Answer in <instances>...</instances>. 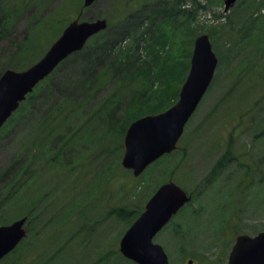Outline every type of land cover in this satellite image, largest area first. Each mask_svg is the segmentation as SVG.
Wrapping results in <instances>:
<instances>
[{"label":"rangeland","instance_id":"374dc122","mask_svg":"<svg viewBox=\"0 0 264 264\" xmlns=\"http://www.w3.org/2000/svg\"><path fill=\"white\" fill-rule=\"evenodd\" d=\"M73 1L0 0L16 11L10 29L0 37V65L7 60L20 65L14 69H24L45 52L47 37L58 33L57 38L72 20L104 18L108 27L97 40L127 51L129 66L157 60L155 69L163 64L155 53L166 49L167 65L173 60L176 70L166 81L148 80L133 69L125 80L115 70L101 81L92 74L85 77L83 55L77 52L53 70L30 112H20L0 131V216L3 224L22 216L29 222L26 237L1 264H131L119 252L128 221L111 210L142 209L152 192L169 181L191 194V200L156 234L154 243L163 248L169 264H227L237 234L253 236L264 230V0H237L226 13L223 0H196L200 7L192 0H171L179 14L163 22L160 13L148 20L153 19L148 16L152 10L171 7L157 5V0H96L86 8H76ZM62 4V11H55ZM49 20L62 25L46 28L37 23ZM171 32L168 47L154 41ZM201 33L208 34L218 58L212 83L176 150L133 177L120 164L121 128L129 119L125 109L149 90L138 107L152 114L162 111L153 108L168 91L166 102L172 101L188 72L194 38ZM27 35L31 50L38 48L32 42L45 44L41 55L22 52ZM91 48L101 51L100 45ZM108 55L94 59V73L108 71ZM58 105H65L64 110ZM51 108L57 113L54 128L44 137L43 128L51 123L41 120ZM57 133L62 135L55 138ZM22 160L25 173L6 187ZM9 194L15 201L12 207Z\"/></svg>","mask_w":264,"mask_h":264},{"label":"water","instance_id":"95a60500","mask_svg":"<svg viewBox=\"0 0 264 264\" xmlns=\"http://www.w3.org/2000/svg\"><path fill=\"white\" fill-rule=\"evenodd\" d=\"M95 0H83L90 6ZM224 12L236 0H223ZM107 27L105 19L71 21L43 56L23 71L5 70L0 75V128L32 89L71 53L83 48L93 35ZM217 58L206 34L194 39L188 74L178 99L167 110L142 116L127 128L123 139L121 166L137 177L152 162L172 152L184 126L206 92L216 68ZM190 199L173 182L160 185L147 200L144 210L128 227L119 241L121 255L136 264H168L162 247L153 237ZM26 218L0 225V259L25 237ZM192 264V261H188ZM227 264H264V230L254 236H235Z\"/></svg>","mask_w":264,"mask_h":264},{"label":"trees","instance_id":"16d2710c","mask_svg":"<svg viewBox=\"0 0 264 264\" xmlns=\"http://www.w3.org/2000/svg\"><path fill=\"white\" fill-rule=\"evenodd\" d=\"M175 1H178V0H175ZM192 2L194 4H196L197 7H200V5L198 3H196V0H192ZM72 3H74V5L76 6V8H81L82 7L81 0H74ZM158 4L159 5L160 4H162V5H169L170 4L171 7H169V8H167V7H161V8H159V11L152 10V12L148 14V16L151 17V18H153V19H148L149 22L154 21L157 18V15L159 13H160V16H162V22L163 21H166V19H168L169 17H173L174 15H176V14L178 15L179 14L178 11L175 12L174 10H172V5L174 4V2H172L171 0H157V5ZM64 5L65 4L60 5L55 11H62ZM15 12L16 11H15V8L14 7L13 8H11V6L6 7L4 4H0V37L5 33V31H7V30L10 29V26L9 25L12 24V20H13V18L15 16ZM52 16H54V19H56L58 17V14H55L53 12L51 14V18H52ZM49 21H51V20H49ZM49 21H38L37 23L40 22L39 24L42 25L43 27H46V28H47L48 25H53L54 27H56V26H58L60 24V22L57 23V21H54V20L51 21V24H49ZM47 22H48V24H47ZM161 24H163V23H159L157 25V27L159 25H161ZM61 25H62V23L60 24V26ZM60 26L58 28V31L60 30ZM249 27H251V26H248L247 28H249ZM43 31H46V30L43 29ZM49 33H51V31L48 32V34ZM57 34L56 33L55 34L52 33L50 36L47 37V39L49 38L48 44L50 42H52V40L57 36ZM171 35H172V32L170 33V35L165 34V33H161V36L158 37L157 39H155L154 41L159 42L160 43V47H163V46L168 47L169 45H171V43H170V40L172 39ZM37 38H36V40H37ZM97 38H98V35L92 37L91 39L95 40L92 43V45L91 46L90 45H86L81 51L77 52V53H82V55H83L82 56V59H83V62L85 64L84 65V68H83V72H84L85 77L88 76V75H90V74H92V76H93L94 79H97V80L100 79L101 81H103L105 75H107V74L112 75V73L114 74V71L116 70L115 73L116 74L118 73L119 75H121L122 76L121 79L125 80V79H127L129 77L128 72L129 71H132V69H133L134 71H132V72L135 73V74H137L138 72H141L144 75L146 74L147 75V78L146 79H148V80L149 79L150 80H155V78H157L159 80L162 79V80H165L166 81L169 77L173 79L174 72H175L176 68L174 70V68L171 67L172 63L174 62L173 60H170L171 62L169 61L168 65H167V60L169 59V57H168V55L165 52L166 49L162 53H159V51H157V53H155V58L156 59H161L162 62H163L162 65H160L159 67H157L155 69H154V65H155V62L157 60L156 61L152 60V63L151 64H147L146 62H142L141 61V64H139L137 67L134 66V65H132V64L129 66L128 65L129 60H128V57L126 56L127 51H124L121 48L115 50L114 47H113V45H111L110 43H109L110 46H106L105 47V44H107L108 41L103 40L102 42H100V41L97 40ZM40 41H39L38 44H35L34 42H32V45L33 46L38 47L35 51H33V50H31L29 48V36L28 35L25 36V38L23 40V44H22V48H23L22 52L24 53L26 51H30L31 54H34V53L39 52V55H41L42 52H43V49H44V45L45 44L41 45L40 44ZM256 41H259V40L257 39ZM15 42L16 41H13L12 42V45H13V43L15 44ZM98 42L102 43L103 45L102 44H99ZM98 45H100V47H101V51L100 52H97V51H95V49H92L91 48L92 46L96 48ZM112 50H115L116 51V52H113V53L109 54V55H111V56L114 57V59H112L113 61H111L108 58V56H109L108 53H110ZM30 53H28V54L30 55ZM16 55H19V54L17 53ZM106 55H108V56H107V58L105 57L106 59L104 61L109 66L108 71L104 72L101 69V70H97V72L94 73L93 72L94 66H91L92 65V62H94V59H96L98 57L104 58V56H106ZM7 58H11V55H8ZM18 58H20V57H18ZM13 60H14V57H13ZM110 61H111V63H110ZM4 62H5L4 65H0V74L5 69H7V68L14 69V67L20 66L19 64L18 65H15L13 62L10 63L7 60H5ZM16 63H19V60L16 61ZM117 64L119 66H117ZM22 68H23V66L21 67V69ZM151 68H152V74H153V76H150V74H149L150 73L149 70ZM48 78H49V76L47 78H45L41 83H39L34 88V90H33V92L31 94H29V95L26 96L25 100L20 103L18 109L11 115V117L7 120V122L4 124V126L2 127V129L4 127H6L8 125V123H13L15 121L16 115L19 114L20 112H23L26 115L30 112V110L32 109V106H33V102L36 99L37 94L39 93V91L41 90V88L44 87V85H46V81H47ZM149 84H151V82H149ZM148 91L149 90H146V92L143 94V95H148L147 98L150 96V94H149ZM178 91H179V88L177 87L176 88V91L173 94V97H172V101L171 102H173V100H175L177 98ZM143 95H139L138 98L132 99L131 100L132 102L125 109V114L129 117V119L124 120V127L121 128V131L122 132H124L126 130L127 126L129 125V123L132 122L133 120H135L136 118L141 117V116H144V115H148V114L151 113V111H143V110L140 109V107H138V104L141 103V102H143V101L140 102V98ZM168 97L170 98L169 91L166 94H164L162 98H159L157 100L156 104H158L160 101H162V102H161V104H159L158 107H155L153 109H155V110H163V109L168 108L171 105V102L170 103H167L166 102L168 100ZM60 102H62V101H60ZM64 107H65V105L64 106L58 105L56 108L59 111H63L64 110ZM151 107H153V106H151ZM54 110H55L54 108H51L50 110L44 112L43 118L41 120V123L42 122L43 123H51V125L48 124V125H46L43 128L45 130L44 131L45 133L43 134L44 137H49L50 135H52L51 133L53 132V128H54L53 125H54V122H55L54 121V115L57 114L56 112H54ZM113 123H115V122H113ZM58 125L60 126L61 123H59ZM108 125H111V124L108 123ZM74 134H70L67 137V139L63 140L62 141L63 144H68L69 137L70 136H73ZM61 135H62V133H57L56 136H55V138L60 137ZM51 148H53V146ZM60 149L57 150V152H59ZM50 151H52V150L50 149ZM229 155L230 154H226V156H224L223 159L219 160L217 162V166L218 167L220 166V168H221L223 166L224 162H226V160H227V158H228ZM52 161H53V159H51V162ZM21 162H22V164L19 165V167H17V172L14 173V175H10L9 176L10 179H8V183L6 184V187H11V185L13 184V182L18 177H20L21 175H23L25 173L26 168H22V166H23V160ZM15 168L16 167H13V168H11V170H13ZM8 196L10 197L9 199L11 201L12 200L11 198H13V196H11L10 194ZM11 202L12 203L10 204V206L12 207L15 204V201L12 200ZM141 210L142 209H138V210L134 211V210H127L125 208H121L120 207V208H114V209H112L111 210V213L113 215H115L121 221H128V226H129L132 223V221L138 216V214L141 212ZM0 223L1 224L5 223V220H3V216H0ZM28 225H29V222L27 221L26 222V226H28ZM14 251H12L9 255H7L5 258H3L0 261V264L3 263V262H5L6 259L12 253H14ZM120 257L123 258L121 255H120ZM130 263L132 264L133 262H130ZM96 264H99V262L96 263Z\"/></svg>","mask_w":264,"mask_h":264}]
</instances>
